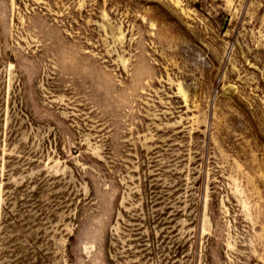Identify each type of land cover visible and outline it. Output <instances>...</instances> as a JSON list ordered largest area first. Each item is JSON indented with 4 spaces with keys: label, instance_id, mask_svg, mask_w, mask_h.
Here are the masks:
<instances>
[{
    "label": "rangeland",
    "instance_id": "rangeland-1",
    "mask_svg": "<svg viewBox=\"0 0 264 264\" xmlns=\"http://www.w3.org/2000/svg\"><path fill=\"white\" fill-rule=\"evenodd\" d=\"M0 264H264V0H0Z\"/></svg>",
    "mask_w": 264,
    "mask_h": 264
}]
</instances>
